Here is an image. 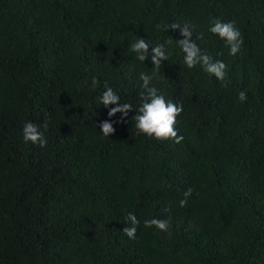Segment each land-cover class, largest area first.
<instances>
[{"label": "trees", "instance_id": "1", "mask_svg": "<svg viewBox=\"0 0 264 264\" xmlns=\"http://www.w3.org/2000/svg\"><path fill=\"white\" fill-rule=\"evenodd\" d=\"M217 20L241 31L236 56ZM171 23L203 34L223 81L187 68ZM140 37L169 42L158 71L130 50ZM154 72L183 105L179 144L132 120ZM105 83L127 117L99 104ZM45 120L47 146L26 142L24 124ZM169 217L167 231L144 226ZM0 264H264V0H0Z\"/></svg>", "mask_w": 264, "mask_h": 264}, {"label": "clouds", "instance_id": "2", "mask_svg": "<svg viewBox=\"0 0 264 264\" xmlns=\"http://www.w3.org/2000/svg\"><path fill=\"white\" fill-rule=\"evenodd\" d=\"M181 28V25L177 23H171L165 26V29ZM194 25L184 24L181 28V33L185 39L178 40L183 52H184V64L187 68L191 69L197 65H201L205 72L214 75L218 80L223 81L226 75V64L223 61L216 60L205 51H202L197 40L203 38V34H198L195 39H192L194 32ZM210 31L218 35L229 49L230 56H236L241 52L242 45L244 43L241 31L236 26V22H222L217 20ZM169 43H158L155 46L140 37L135 42L131 43L130 50L137 54L138 60L144 62L149 55L154 65L155 70H159L162 66L163 61L169 59V54L166 50L165 45ZM151 50V51H150ZM153 75L141 73L140 79L142 83V104L139 106L136 114L132 117L135 121V127L140 133H144L149 137H153L157 140H173L179 144L183 141L184 137L178 134L176 124L178 123L177 117L183 112V105L171 100H166L163 94H159L158 89L155 86H151ZM99 81L93 80V88L98 85ZM105 90L99 97V104L105 107L109 105H116L111 107L108 115L109 117L114 116L116 113H122L123 117H127L132 105L129 103H121L120 96L109 87L107 83L104 84ZM239 99L241 102L246 101L247 95L245 91L239 93ZM122 117V118H123ZM41 128L43 130H41ZM102 133L105 136L115 132L112 122L107 120L100 124ZM48 129V121L45 120L43 125H37L33 122H26L23 126V138L26 142L30 141L34 144H39L41 147L47 146V138L45 132ZM192 189L188 188L184 192V199H181L179 204L181 207H185L188 203V197L192 195ZM165 212L169 211L168 208L164 209ZM125 221L129 222V226L123 229L124 233L130 239H135L137 228L140 224L137 216L128 212L125 217ZM170 217L167 219L152 218L144 221L145 227L155 226L161 231H167L169 228Z\"/></svg>", "mask_w": 264, "mask_h": 264}]
</instances>
